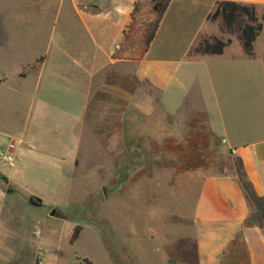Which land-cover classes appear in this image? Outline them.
Returning a JSON list of instances; mask_svg holds the SVG:
<instances>
[{
    "label": "rangeland",
    "instance_id": "374dc122",
    "mask_svg": "<svg viewBox=\"0 0 264 264\" xmlns=\"http://www.w3.org/2000/svg\"><path fill=\"white\" fill-rule=\"evenodd\" d=\"M111 8L129 10L122 31L138 47L155 17L149 0H0V151L9 141L17 146L14 168L0 161V232L12 235L4 238L5 246L19 243L20 264H85L82 258L92 264H202L197 247L203 239L194 215L203 183L212 177L237 179L236 158L207 128L195 88L175 115H167L158 91L121 74L124 69L108 60L93 86L78 94L56 73L37 80L45 55L31 59L45 47L52 58L45 71L61 65L64 40L81 41L80 54L88 51L90 42L81 37L72 10ZM243 20L238 17L232 34L224 29L220 38L237 37ZM114 36L109 32L101 43L109 46ZM17 47L21 57L12 58ZM95 62L103 67L102 57ZM139 88L155 99L150 115L125 111L121 90ZM89 93L81 113V96ZM119 109L123 117L113 125ZM188 137L207 140L203 166L177 168L160 161L173 157L159 151L167 139L185 144ZM188 160L191 166V156ZM30 196L41 203L29 204ZM75 226L79 236L70 244ZM234 238L224 244L220 264H250L247 245L238 233Z\"/></svg>",
    "mask_w": 264,
    "mask_h": 264
},
{
    "label": "crops",
    "instance_id": "0c3cea01",
    "mask_svg": "<svg viewBox=\"0 0 264 264\" xmlns=\"http://www.w3.org/2000/svg\"><path fill=\"white\" fill-rule=\"evenodd\" d=\"M228 1L253 7L258 20L264 18V0ZM215 2L170 0L147 52L139 61L109 57V50L121 40L129 10L111 8L93 13L72 10V17H77L76 21L81 24V37L90 42L86 54H80L79 50L84 47L81 41L64 40L59 46L63 54L61 65L50 66L45 71L47 63H52L50 46L33 55L31 62L44 54L37 80L40 81L45 72L49 76L56 73L78 94L85 85L89 89L93 86L94 77L108 60L111 65L124 69L121 74H130L136 82L146 83L158 91L162 113L167 115H175L195 88L210 133L220 139L222 147L234 158L241 160L255 192L264 197V20L250 55L245 54L239 33L234 39L227 38L230 43L220 54L203 49L194 51L202 39L219 38L222 34L219 27L222 19L218 17L213 25L207 18ZM109 32L114 33V39L109 46H104L101 39ZM69 47H75L76 51ZM21 50L15 48L12 58H18ZM98 57H102L103 67L95 62ZM20 63L27 62L21 58ZM121 95L126 98L125 111L129 113L150 115L156 108L155 99L142 88L133 93L121 90ZM89 96L90 93L87 97L86 94L81 96L78 110L81 113L89 103ZM93 105L94 110L99 109L97 104ZM118 111L112 117L113 125L122 113ZM78 115L76 119L83 122ZM250 211L251 206L237 179L229 182L223 177H212L204 181L194 215L197 235L203 239L197 247V257L202 264H218L224 244L236 233H240L247 245L250 264H264V230L255 224L244 225ZM4 235L1 231L0 264H20L19 243L5 246L4 238L12 235Z\"/></svg>",
    "mask_w": 264,
    "mask_h": 264
},
{
    "label": "trees",
    "instance_id": "16d2710c",
    "mask_svg": "<svg viewBox=\"0 0 264 264\" xmlns=\"http://www.w3.org/2000/svg\"><path fill=\"white\" fill-rule=\"evenodd\" d=\"M169 1L170 0H149L151 11L155 17L145 25L139 39L138 47H133L131 43L132 41L128 37L127 33L122 31L123 39L119 43L118 47L111 53L110 58L113 60L128 59L132 61H139L147 52L148 47L153 40L159 22L169 4ZM240 16H244L246 20H243L240 25L239 37L245 49V54L250 55L252 43L262 29V23L259 22L256 17L253 7H248L245 4L237 3L235 1L217 0L215 2L213 12L209 14L207 18L210 21H215L218 17H221V32L226 29L232 33L234 30L233 26L237 18ZM229 43L230 39L224 40L220 37H207L202 39L199 47L197 49L195 48L194 51L203 49L205 52L220 54L223 48ZM199 133L202 135L201 131ZM188 138L190 139L185 144L176 142L172 139H167V141L161 145L162 148L159 147V151H161V153H170L173 157L166 156L160 159V161L177 168H182L183 166L187 168H199L203 166L208 156L207 140L202 138V141L198 142L196 137ZM190 156L193 160L191 162V166H188V159ZM235 173L238 184L243 191L244 198L251 206V211L245 219L244 225L255 224L264 230V197L257 195L251 182L246 177L241 160L237 158L235 159ZM79 232L80 227L75 226L68 239L70 244L78 238ZM238 236H240V233H238ZM82 262L85 264H92L86 258H82ZM220 263L221 260L218 264ZM34 264H39L38 260H35Z\"/></svg>",
    "mask_w": 264,
    "mask_h": 264
},
{
    "label": "built area",
    "instance_id": "2783aa9c",
    "mask_svg": "<svg viewBox=\"0 0 264 264\" xmlns=\"http://www.w3.org/2000/svg\"><path fill=\"white\" fill-rule=\"evenodd\" d=\"M17 146L13 141H9L3 151H0V161L4 162L9 168L15 167V153Z\"/></svg>",
    "mask_w": 264,
    "mask_h": 264
},
{
    "label": "water",
    "instance_id": "95a60500",
    "mask_svg": "<svg viewBox=\"0 0 264 264\" xmlns=\"http://www.w3.org/2000/svg\"><path fill=\"white\" fill-rule=\"evenodd\" d=\"M2 179L5 181V178L2 177ZM28 203L32 205H37L41 203V199L35 196H30L28 199ZM55 214V209H52L49 213L50 216H53Z\"/></svg>",
    "mask_w": 264,
    "mask_h": 264
}]
</instances>
